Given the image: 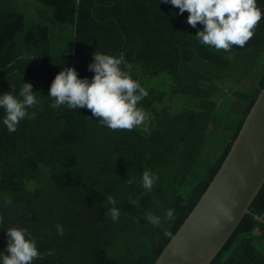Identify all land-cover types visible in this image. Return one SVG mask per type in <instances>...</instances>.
Wrapping results in <instances>:
<instances>
[{
  "label": "trees",
  "instance_id": "trees-1",
  "mask_svg": "<svg viewBox=\"0 0 264 264\" xmlns=\"http://www.w3.org/2000/svg\"><path fill=\"white\" fill-rule=\"evenodd\" d=\"M32 1L41 9L26 26L14 0H0V93L18 94L22 82L31 83L39 101L29 110L34 118L15 132L0 123V251L7 227L21 226L42 254L54 251L34 264H154L264 88V18L244 47L224 51L201 44L195 35L203 26L192 28L187 11L159 0ZM258 6L264 9V0ZM67 29L70 41L61 48ZM96 51L124 52L127 70L148 90L138 105L148 115L141 126L112 130L89 109L50 106L56 74L74 67L91 79ZM160 76L169 93L151 87L162 86ZM146 169L159 176L150 193L138 183ZM131 177L137 183L128 184ZM108 195L121 205L118 222L108 214ZM169 208L171 221L164 219ZM149 212L161 216L162 227L144 220ZM210 264H264V184Z\"/></svg>",
  "mask_w": 264,
  "mask_h": 264
},
{
  "label": "clouds",
  "instance_id": "clouds-1",
  "mask_svg": "<svg viewBox=\"0 0 264 264\" xmlns=\"http://www.w3.org/2000/svg\"><path fill=\"white\" fill-rule=\"evenodd\" d=\"M179 9V14L187 11V23L197 29L198 41L216 50L229 51L232 46L244 47L254 35L253 29L264 18V9L258 6V0H159ZM92 62L88 70L94 75L91 79L81 78L74 67H64L53 79L49 94L53 98L50 105L53 109L66 106L70 110L86 108L91 110L92 117L97 118L102 126L112 130H132L141 126L148 115L140 106V102L149 95L148 90L139 80L133 78L124 52L118 55L106 54L102 51L92 53ZM31 83L22 82L18 94L15 89L0 93V109L4 115L0 123L8 132H15L20 122L26 118L32 119L38 99ZM159 176L146 169L138 183L145 193H150L155 187ZM128 184L137 183L135 177L127 180ZM5 199L4 204H11ZM111 205L108 214L113 222H118L121 215V205L112 195L107 196ZM135 201L129 204L135 205ZM2 207V206H0ZM227 215V212H225ZM174 209H167L164 219L171 221ZM144 220L154 226L162 227L161 216L147 213ZM5 216L0 212V228H3ZM57 234L64 235L61 224L56 225ZM7 245L0 251V264H34L44 256L54 255L53 250L41 253L38 239L27 227H7Z\"/></svg>",
  "mask_w": 264,
  "mask_h": 264
},
{
  "label": "water",
  "instance_id": "water-1",
  "mask_svg": "<svg viewBox=\"0 0 264 264\" xmlns=\"http://www.w3.org/2000/svg\"><path fill=\"white\" fill-rule=\"evenodd\" d=\"M263 184L264 88L220 169L154 264H210Z\"/></svg>",
  "mask_w": 264,
  "mask_h": 264
},
{
  "label": "rangeland",
  "instance_id": "rangeland-1",
  "mask_svg": "<svg viewBox=\"0 0 264 264\" xmlns=\"http://www.w3.org/2000/svg\"><path fill=\"white\" fill-rule=\"evenodd\" d=\"M15 6L18 9L20 13H22L25 17V25L29 26L30 24H33L38 21V10L41 9V6L37 5L32 0H14ZM70 29H67V31L64 34L65 39L60 42V47H66L68 45V42L70 41ZM18 40H20V37H18ZM160 80H162V86L159 87L158 85H153L151 87L161 89L165 93H169V85L167 84L168 81L164 76L159 77ZM158 78V79H159ZM158 79H154L155 82L158 81ZM163 80L165 82H163ZM166 83V84H165ZM244 84V83H243Z\"/></svg>",
  "mask_w": 264,
  "mask_h": 264
}]
</instances>
